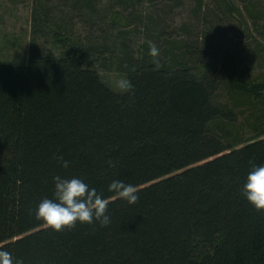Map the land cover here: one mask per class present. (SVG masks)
<instances>
[{"label": "trees", "instance_id": "trees-1", "mask_svg": "<svg viewBox=\"0 0 264 264\" xmlns=\"http://www.w3.org/2000/svg\"><path fill=\"white\" fill-rule=\"evenodd\" d=\"M58 43L0 62V264H264V135L221 134L205 55L142 54L114 93Z\"/></svg>", "mask_w": 264, "mask_h": 264}, {"label": "rangeland", "instance_id": "rangeland-1", "mask_svg": "<svg viewBox=\"0 0 264 264\" xmlns=\"http://www.w3.org/2000/svg\"><path fill=\"white\" fill-rule=\"evenodd\" d=\"M224 2L0 0V62L26 64L31 44L58 56L66 48L58 42L69 38L82 50V66L120 93L129 61L152 52L161 56L169 46L178 50L186 44L190 54L205 55L189 57L197 69L221 80L212 101L233 117L221 126V134L239 141L262 136L264 101L252 89L248 92L264 83V0ZM209 56L215 57L214 66L208 65ZM245 84L247 92L236 88Z\"/></svg>", "mask_w": 264, "mask_h": 264}]
</instances>
